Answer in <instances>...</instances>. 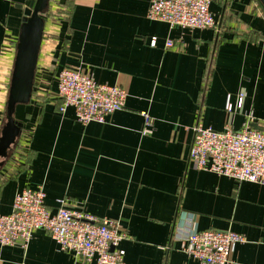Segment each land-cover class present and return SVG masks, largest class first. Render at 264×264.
Listing matches in <instances>:
<instances>
[{
  "label": "crops",
  "instance_id": "1",
  "mask_svg": "<svg viewBox=\"0 0 264 264\" xmlns=\"http://www.w3.org/2000/svg\"><path fill=\"white\" fill-rule=\"evenodd\" d=\"M31 1L0 0V133ZM55 1L42 15L31 97L15 108L23 128L0 167V214L12 211L19 192L43 187L53 213L65 198L73 209L118 220L125 237L117 249L128 264H201L182 243L211 228L245 236L229 264H264V185L200 170L189 156L197 122L264 129L260 0H214L215 28L150 20L151 0ZM65 67L124 87V108L88 124L73 106L61 111ZM142 112L153 119L147 134ZM0 264L94 263L40 229L26 250L0 244Z\"/></svg>",
  "mask_w": 264,
  "mask_h": 264
},
{
  "label": "built area",
  "instance_id": "2",
  "mask_svg": "<svg viewBox=\"0 0 264 264\" xmlns=\"http://www.w3.org/2000/svg\"><path fill=\"white\" fill-rule=\"evenodd\" d=\"M214 0H151L147 11L150 20L162 21L183 28H215L217 23L211 11ZM156 46V38L150 40ZM175 42L166 41L167 47ZM58 93L62 99L61 111L75 108L76 119L82 124L105 122L107 117L124 108L127 90L120 85L97 81L91 74L78 68L65 67L58 76ZM243 95L238 107H241ZM227 109L233 106L228 104ZM142 132L151 131L153 119L142 112ZM190 159L200 170L215 172L237 181L264 185V129L246 124L241 129L227 125L215 130L197 122ZM43 187L25 189L14 199L13 209L0 214V244L19 245L26 250L36 230L47 231L59 248L73 252L78 258L94 264H128L117 246L125 237L120 222L108 217L73 209L65 198L58 199V209L47 208ZM245 236L231 230L206 229L189 234L182 250L201 264H229L235 244Z\"/></svg>",
  "mask_w": 264,
  "mask_h": 264
},
{
  "label": "water",
  "instance_id": "3",
  "mask_svg": "<svg viewBox=\"0 0 264 264\" xmlns=\"http://www.w3.org/2000/svg\"><path fill=\"white\" fill-rule=\"evenodd\" d=\"M260 2L264 7V0ZM49 4L50 0H32L24 11L7 99L6 120L0 133V167L22 132L23 124L14 118V112L18 103L27 102L31 97L45 24L42 15Z\"/></svg>",
  "mask_w": 264,
  "mask_h": 264
},
{
  "label": "rangeland",
  "instance_id": "4",
  "mask_svg": "<svg viewBox=\"0 0 264 264\" xmlns=\"http://www.w3.org/2000/svg\"><path fill=\"white\" fill-rule=\"evenodd\" d=\"M56 2L55 0H53V3Z\"/></svg>",
  "mask_w": 264,
  "mask_h": 264
}]
</instances>
